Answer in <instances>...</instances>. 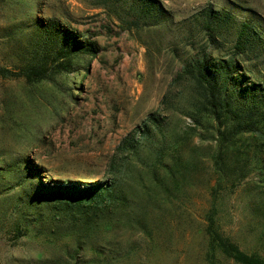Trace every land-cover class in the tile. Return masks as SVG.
I'll return each instance as SVG.
<instances>
[{
  "label": "rangeland",
  "instance_id": "obj_1",
  "mask_svg": "<svg viewBox=\"0 0 264 264\" xmlns=\"http://www.w3.org/2000/svg\"><path fill=\"white\" fill-rule=\"evenodd\" d=\"M159 1L170 22L136 32L102 0H0V264H239L211 248L208 214L220 235L264 262V182L247 163L245 177L215 173L213 130L189 128L179 114L185 101L177 102L186 97L184 84L173 81L190 43L200 50L205 41L200 34L187 42L176 23L210 6L251 23L264 40V0ZM48 20L96 52L73 56L66 71L47 64L42 81L14 76L31 61L43 65L50 46L40 32ZM248 65L263 68L264 57ZM152 113L173 138L164 147L183 134L167 163L188 162V170L177 186L165 178L160 189L147 175L139 184L142 174L126 165L118 184L137 213L109 234L82 239L84 249L71 259L75 239L60 238L47 220V206L36 199L39 181L106 180L121 139ZM28 162L42 169L40 177Z\"/></svg>",
  "mask_w": 264,
  "mask_h": 264
},
{
  "label": "trees",
  "instance_id": "obj_2",
  "mask_svg": "<svg viewBox=\"0 0 264 264\" xmlns=\"http://www.w3.org/2000/svg\"><path fill=\"white\" fill-rule=\"evenodd\" d=\"M102 2L112 7L116 20L129 31L150 30L170 22L159 0ZM176 25L185 32L187 42L205 34L200 50L193 49L194 43H190L191 51L173 79L177 84H184L186 97H178L177 102L182 99L186 107L179 114L190 119L192 131L213 130L216 149L212 162L220 178L228 179L236 174L239 178L245 177L247 163L264 182V67L248 65L264 57V40L259 30L249 22H237L228 11L210 6ZM40 34L47 38L43 44L50 46L46 57L40 59L43 65L31 61L14 76H23L29 82L42 81L46 78L47 64L57 63L58 68L61 66L66 71L73 56L96 52L94 43L88 39L82 41L80 36L49 20ZM228 43L231 46L222 53ZM217 52L224 55L216 56ZM162 103L167 104V96ZM171 105L168 110L173 108ZM172 139L164 134L159 115L152 113L121 139L110 157V176L106 180L85 184L39 181L36 190L42 192L36 199L47 206V220L60 238L75 239V255L70 256L71 259L84 249L82 239L101 232L109 234L115 224L130 220L137 213L138 209L130 205V199L118 184L126 165L142 174L139 184L145 175L160 189L165 187V178L172 179L176 186L179 184L188 170V162L179 161L171 167L167 163L174 157L168 152L169 147L174 146L177 151L183 134L175 136L174 141L164 147ZM28 165L30 172L40 177L42 169L32 162ZM207 222L206 233L213 250L221 249L239 264H264L259 257L244 253L220 235L214 228L212 214H208Z\"/></svg>",
  "mask_w": 264,
  "mask_h": 264
}]
</instances>
